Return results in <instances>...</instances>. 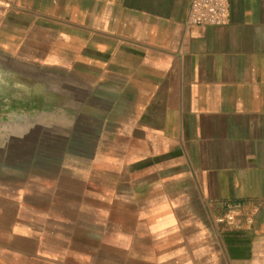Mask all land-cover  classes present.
<instances>
[{
  "label": "crops",
  "instance_id": "0c3cea01",
  "mask_svg": "<svg viewBox=\"0 0 264 264\" xmlns=\"http://www.w3.org/2000/svg\"><path fill=\"white\" fill-rule=\"evenodd\" d=\"M64 1L35 16L82 34L84 76L113 114L114 171L143 199L98 264H233L235 250L264 264V0H229L221 26L189 25L191 0ZM226 202L253 223L222 247L208 224Z\"/></svg>",
  "mask_w": 264,
  "mask_h": 264
},
{
  "label": "rangeland",
  "instance_id": "374dc122",
  "mask_svg": "<svg viewBox=\"0 0 264 264\" xmlns=\"http://www.w3.org/2000/svg\"><path fill=\"white\" fill-rule=\"evenodd\" d=\"M52 2L0 0V264L112 262L131 203H143L114 171L113 114L84 76L82 34L67 41L35 16ZM222 208L235 223L213 216L208 229L223 247L253 220L241 202ZM239 253L226 261L242 264Z\"/></svg>",
  "mask_w": 264,
  "mask_h": 264
},
{
  "label": "built area",
  "instance_id": "2783aa9c",
  "mask_svg": "<svg viewBox=\"0 0 264 264\" xmlns=\"http://www.w3.org/2000/svg\"><path fill=\"white\" fill-rule=\"evenodd\" d=\"M230 20L229 0H191L188 24L191 26H221ZM236 215L232 209L218 216L217 223H235Z\"/></svg>",
  "mask_w": 264,
  "mask_h": 264
}]
</instances>
